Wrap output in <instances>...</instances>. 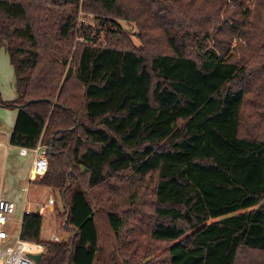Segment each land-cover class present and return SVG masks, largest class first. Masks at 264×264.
I'll use <instances>...</instances> for the list:
<instances>
[{"label":"trees","instance_id":"obj_1","mask_svg":"<svg viewBox=\"0 0 264 264\" xmlns=\"http://www.w3.org/2000/svg\"><path fill=\"white\" fill-rule=\"evenodd\" d=\"M222 9L0 0L17 90L0 99L18 111L9 143L47 147L39 184L59 193L72 231L44 241L43 217L25 214L20 238L45 247L39 264H143L165 248L146 264H264V0L251 21Z\"/></svg>","mask_w":264,"mask_h":264},{"label":"rangeland","instance_id":"obj_2","mask_svg":"<svg viewBox=\"0 0 264 264\" xmlns=\"http://www.w3.org/2000/svg\"><path fill=\"white\" fill-rule=\"evenodd\" d=\"M223 2V9L221 12V19L224 21L226 12L230 10L236 9V7L231 8L228 7V10H225V3ZM257 5V3H256ZM245 7V6H244ZM256 9V6L253 10L250 12V21L253 18L254 11ZM78 24L81 25H97L96 20L92 16H83L80 17ZM126 31H128L131 34V41L132 43L137 47H141V42L137 39L136 33L138 30L131 25H127L124 23ZM235 39L236 42H235ZM103 40V39H102ZM240 40V41H239ZM242 40L240 39L239 35H237L233 41L232 46L229 54L225 56L226 59L229 57L235 55L236 49L238 43H240ZM208 43L210 45V48L215 47V40L214 37L208 40ZM0 99L6 102L14 101L17 99V90H16V79H15V72L11 65L10 57L8 54V51L6 47L0 48ZM17 116V110L5 108L0 106V141L2 144L7 145V137L8 134L13 131V126L15 123V119ZM5 148L2 150V157L0 160V179H1V169H2V159H3V153ZM16 150H12L11 154L13 157H16ZM19 164H18V171L21 170L22 175L24 176L23 180H15L14 178L10 179L6 186L1 187L0 189V196L7 198L8 200H14V204L16 205V211L15 213L10 217V221L7 223V225L4 227V230L7 231V233L10 235V238L7 239L3 246L1 247V250H6L7 247H12L15 245L21 228V217L24 207L25 199L28 202L29 208L34 212L36 209L37 203H42L43 205L48 203V199H54V210H51V215H49V211H46V216L43 217L44 219V225L42 230V239L44 241H51L52 236L58 237L61 241L71 238L72 231L68 230L67 232L62 231L63 224L61 223V219L58 217L59 213H65L64 212V201L60 197L59 193L57 191H54L52 189H49L47 187H42L39 184V180L37 179L34 183L30 184L28 182V173L31 166V155L27 158H19ZM1 183V182H0ZM41 188H38L40 187ZM23 187H27L29 191L26 193L22 191L21 189ZM142 191H147L145 187H142ZM18 190V191H17ZM143 202L145 203L144 206L147 208L150 207V198L147 195H144ZM41 204V205H42ZM59 207V213L56 212V207ZM53 213V214H52ZM168 248H165L163 250H160L153 254L151 257H149L143 264L146 263H152L159 259L160 257L165 254Z\"/></svg>","mask_w":264,"mask_h":264},{"label":"built area","instance_id":"obj_3","mask_svg":"<svg viewBox=\"0 0 264 264\" xmlns=\"http://www.w3.org/2000/svg\"><path fill=\"white\" fill-rule=\"evenodd\" d=\"M223 1L225 3V10H228V7L235 8L236 6L241 5L243 7L245 6V12L253 10L257 3V0ZM236 40L237 39H235V42ZM1 147L2 146L0 145V149ZM30 152L33 154V165L30 170L29 181L34 182L37 179L43 178L48 172V149L40 143L33 150L26 148L20 149V155L22 157H27ZM25 192L27 193L28 191L25 190ZM54 204L55 200L53 198L50 199L48 205L40 206L38 214L42 217L46 216L47 208L54 206ZM15 211L16 205L14 202L7 199L0 200V264H35L31 256L43 255L45 253V247L40 244L22 241L20 238V233L14 246L7 247L4 251L1 250L4 242L10 238V235L4 230V227L10 221V217L15 213ZM51 241L56 243L61 242V240L56 236H52Z\"/></svg>","mask_w":264,"mask_h":264},{"label":"crops","instance_id":"obj_4","mask_svg":"<svg viewBox=\"0 0 264 264\" xmlns=\"http://www.w3.org/2000/svg\"><path fill=\"white\" fill-rule=\"evenodd\" d=\"M6 102V101H5ZM17 114H18V111H17ZM16 118H17V116H16ZM15 121H16V119H15ZM14 125H15V123H14ZM13 128H14V126H13ZM12 133V132H11ZM11 133H9L8 134V137H7V145H3L2 144V142L0 141V145L2 146L1 147V149H0V160H1V157H2V150H3V148H5V150H4V153H3V159H2V169H1V179H0V189H1V187H3L4 188V186H6V183L10 180V179H12V178H14L15 180H23V178H24V176L22 175V172H21V170H19L18 171V164H19V161L18 160H20L19 158H27V157H29L30 155H31V166H30V169H29V173H28V182L30 183V184H32V183H34V182H30L29 181V174H30V170H31V168H32V165H33V154L30 152L29 153V155L27 156V157H22L21 155H20V149L21 148H18V147H13V146H11L10 145V143H9V140H10V135H11ZM12 150H16L17 151V153H16V157H13L12 156V154H11V151ZM30 150V149H29ZM40 186V185H39ZM43 187V186H42ZM38 188H41V186L40 187H38ZM22 191H24L25 192V190L26 191H29V189H27V187H23L22 189H21ZM18 191V190H17ZM1 199H7V198H4V197H1L0 196V200ZM8 200V199H7ZM49 200L50 199H48V203H49ZM9 201H12V202H14V200H10L9 199ZM48 203L46 204H44V205H48ZM41 204L42 203H37V204H35L36 205V209H35V211L34 212H38V210H39V208H40V206H41ZM29 204H28V202H27V200L25 199V202H24V207H23V212H22V217L20 218L21 219V226H22V220H23V217H24V215L25 214H29V213H31V212H33L30 208H29V206H28ZM43 205V204H42ZM47 210L49 211V215H51V210H54V207L52 206V207H48L47 208ZM53 214V213H52ZM20 231H21V228H20Z\"/></svg>","mask_w":264,"mask_h":264},{"label":"water","instance_id":"obj_5","mask_svg":"<svg viewBox=\"0 0 264 264\" xmlns=\"http://www.w3.org/2000/svg\"><path fill=\"white\" fill-rule=\"evenodd\" d=\"M31 258L34 260L35 264H39L42 259V255L31 256Z\"/></svg>","mask_w":264,"mask_h":264}]
</instances>
